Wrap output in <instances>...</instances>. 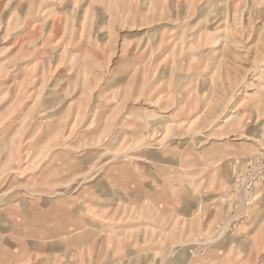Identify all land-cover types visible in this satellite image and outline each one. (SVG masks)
<instances>
[{
  "label": "rangeland",
  "instance_id": "1",
  "mask_svg": "<svg viewBox=\"0 0 264 264\" xmlns=\"http://www.w3.org/2000/svg\"><path fill=\"white\" fill-rule=\"evenodd\" d=\"M0 264H264V0H0Z\"/></svg>",
  "mask_w": 264,
  "mask_h": 264
},
{
  "label": "built area",
  "instance_id": "2",
  "mask_svg": "<svg viewBox=\"0 0 264 264\" xmlns=\"http://www.w3.org/2000/svg\"><path fill=\"white\" fill-rule=\"evenodd\" d=\"M187 253L190 256H194V255L202 256V255H204L205 250H204V248H198L197 246H189L187 248Z\"/></svg>",
  "mask_w": 264,
  "mask_h": 264
}]
</instances>
